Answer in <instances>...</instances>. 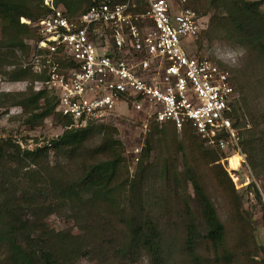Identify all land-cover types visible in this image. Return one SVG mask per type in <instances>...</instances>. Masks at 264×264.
<instances>
[{
	"label": "trees",
	"instance_id": "16d2710c",
	"mask_svg": "<svg viewBox=\"0 0 264 264\" xmlns=\"http://www.w3.org/2000/svg\"><path fill=\"white\" fill-rule=\"evenodd\" d=\"M185 1L196 12L210 14L199 42L230 49L227 60L207 57L230 73L229 117L238 129L241 153L264 180V0ZM95 2L55 0L68 16ZM48 12L42 0H0V75L25 83V89L0 96L18 106L31 127L47 118L62 126L58 136L34 148L0 139V264H78L92 254L104 264H130L143 255L150 264H170L174 247L188 264H264L252 258L259 246L241 198L219 162L222 149L205 145L189 124L177 134L172 122L159 125L151 117L130 174L116 126L75 127L69 116L55 111L53 91L35 89L36 81L46 79L45 71L35 72L18 61L31 52L27 41L39 35L20 18L32 24ZM93 137L98 140L89 156L77 157ZM152 152L158 156L152 158ZM51 154L56 166H48ZM62 157L69 160L64 169L57 162ZM153 173L157 194L147 187ZM210 181L228 202L225 218L207 189ZM253 189L264 220L261 194ZM179 199L183 219L161 222L160 216L176 209ZM95 209L101 210L92 214ZM52 214L75 220L78 230L54 228L47 222Z\"/></svg>",
	"mask_w": 264,
	"mask_h": 264
},
{
	"label": "built area",
	"instance_id": "2783aa9c",
	"mask_svg": "<svg viewBox=\"0 0 264 264\" xmlns=\"http://www.w3.org/2000/svg\"><path fill=\"white\" fill-rule=\"evenodd\" d=\"M42 4L47 15L32 24L20 18L39 35L27 41L31 52L22 65L45 71L35 89L53 91L55 111L73 126L111 123L131 108L144 116L143 128L151 117L178 131L189 124L205 145L241 152L229 117L230 73L191 48L208 15L185 0H96L73 16L55 0Z\"/></svg>",
	"mask_w": 264,
	"mask_h": 264
},
{
	"label": "rangeland",
	"instance_id": "374dc122",
	"mask_svg": "<svg viewBox=\"0 0 264 264\" xmlns=\"http://www.w3.org/2000/svg\"><path fill=\"white\" fill-rule=\"evenodd\" d=\"M262 8L264 9V6H262ZM206 15L209 17L210 14L206 13ZM199 35L194 41V45H191V48L194 52L209 57L215 56L217 58L219 56L220 58L227 60L229 56L227 53H229L230 49H218L220 46L209 48L204 40L199 42ZM29 55H27V57L20 55L21 58H19L18 62L22 64V61H25ZM23 89H25L24 82L8 81L4 76L0 75V93L7 91L15 92L17 90ZM1 102L4 104V106L0 108V139L7 138L8 140H12V142L18 143L22 148H34L37 146L35 144H40L42 146L46 141L55 138L62 131V126L54 122L51 118H47L39 125L31 127L26 123L25 115L18 106L8 105L9 99L2 98V96H0V103ZM118 109H125L124 105L120 104ZM143 117L144 116L141 114V112L133 111L130 108L128 111L117 113L116 117L111 121V124L117 128L116 136L122 142L123 156L126 159V165L130 174L133 173L134 168L139 161V157L145 142V137L148 132V127L143 128L141 125L144 121ZM176 132L179 134L178 130H176ZM177 138L179 139L180 137L177 135ZM97 140L98 137H93L92 140L86 144V147L82 148L76 156H89L87 153L92 147L96 145ZM49 156L51 157L49 158L48 166H56L54 161L55 157H52L55 155L51 154ZM150 156L155 158V156L158 155L155 152H152ZM224 156H228V159L224 160ZM224 156L221 157L219 162L222 168L227 172L228 177L230 178L234 188L241 198L244 214L250 222L256 242L259 246L257 249L254 248L257 252L251 254L253 256L252 258L255 260L262 259L264 261V220L261 216L262 212L260 204L254 197L253 193V188H257L264 203V180L262 176L258 177L253 173L247 163L246 156L243 153L239 152L236 154L232 151H226L224 152ZM57 162L61 163V166L64 169L67 168V163L69 160L65 157H62ZM70 168L72 169L74 166H70ZM58 170L60 169L58 168ZM154 178L155 176L153 173V176L150 178V181L147 184L150 194H157L158 192L157 187L159 186V183ZM249 182H251V184ZM207 189L220 216L225 218L227 212L229 211L227 200L223 195H221L212 182L207 185ZM187 194L190 195L189 201L192 202L191 197L193 196V193L190 186L188 187ZM175 205L176 209L172 210L171 213H166L160 216L161 222L168 220L180 222L183 219L182 215L180 214V199L175 202ZM100 210L101 209H95L94 213L92 212V214H96ZM47 222L56 229L73 227L74 232L78 230L76 221L65 216L52 214L48 216ZM175 236L177 237V240H179V235L175 234ZM168 260L170 264H188V262L181 255L180 251H177L175 247ZM78 264H104V259L102 257L100 258L98 255L92 254L91 256H86L79 259ZM130 264H150V260L147 256L143 255L135 262Z\"/></svg>",
	"mask_w": 264,
	"mask_h": 264
}]
</instances>
